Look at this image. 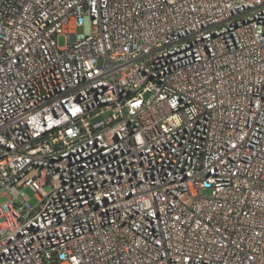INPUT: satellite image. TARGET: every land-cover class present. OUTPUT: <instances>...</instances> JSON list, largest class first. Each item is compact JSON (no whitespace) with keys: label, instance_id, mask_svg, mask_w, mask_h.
Segmentation results:
<instances>
[{"label":"built area","instance_id":"obj_1","mask_svg":"<svg viewBox=\"0 0 264 264\" xmlns=\"http://www.w3.org/2000/svg\"><path fill=\"white\" fill-rule=\"evenodd\" d=\"M0 141V264H264V0H0Z\"/></svg>","mask_w":264,"mask_h":264},{"label":"bare ground","instance_id":"obj_2","mask_svg":"<svg viewBox=\"0 0 264 264\" xmlns=\"http://www.w3.org/2000/svg\"><path fill=\"white\" fill-rule=\"evenodd\" d=\"M49 70H57V63H49ZM133 73H138V79L145 85H156L160 80V71L155 66H146V71H141V65H133ZM63 90L60 86H52V100H61ZM25 99H32V92H25ZM68 102L74 106H84L90 102V89L70 88L68 90ZM22 115H32V108H22ZM20 121V114H13V118H5V125H10V130H17V123ZM132 123H137V116L125 115L122 117L123 133L130 142H140L143 138V128H135ZM9 142L0 141V168L7 167L12 163V156L8 155ZM131 153H138V146H131ZM44 161V152L31 154V163ZM115 173V165H108L104 168V177H112ZM211 176L219 177V168H211ZM54 177L64 179L65 170L54 168ZM93 188H86V191H79V201L85 204H93Z\"/></svg>","mask_w":264,"mask_h":264},{"label":"rangeland","instance_id":"obj_3","mask_svg":"<svg viewBox=\"0 0 264 264\" xmlns=\"http://www.w3.org/2000/svg\"><path fill=\"white\" fill-rule=\"evenodd\" d=\"M82 32L83 29L78 30V33H82ZM59 44L60 46H64L66 44V38L65 37L59 38ZM25 194L30 199V205L33 207L36 206L37 200L35 198V194L31 190H25ZM6 200H7L6 197H0V203L5 202Z\"/></svg>","mask_w":264,"mask_h":264}]
</instances>
